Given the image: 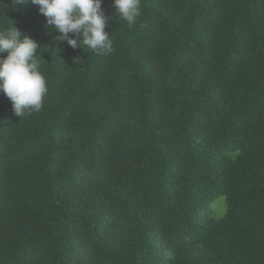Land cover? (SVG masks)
<instances>
[{"label":"trees","instance_id":"16d2710c","mask_svg":"<svg viewBox=\"0 0 264 264\" xmlns=\"http://www.w3.org/2000/svg\"><path fill=\"white\" fill-rule=\"evenodd\" d=\"M140 3L96 54L0 0L48 88L0 92V264H264V0Z\"/></svg>","mask_w":264,"mask_h":264},{"label":"clouds","instance_id":"9594fccd","mask_svg":"<svg viewBox=\"0 0 264 264\" xmlns=\"http://www.w3.org/2000/svg\"><path fill=\"white\" fill-rule=\"evenodd\" d=\"M103 0H12L13 10L21 6H39L46 18L47 29L60 35L73 49L87 48L96 54L113 50V40L105 30L108 19L102 8ZM118 19L129 27L141 15L140 0H113ZM69 34H73L70 36ZM38 43L13 24L0 28V92L12 102L17 116L39 112L47 94L45 75L40 71Z\"/></svg>","mask_w":264,"mask_h":264}]
</instances>
